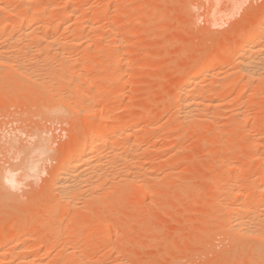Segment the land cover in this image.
I'll return each mask as SVG.
<instances>
[{
  "label": "rangeland",
  "instance_id": "rangeland-1",
  "mask_svg": "<svg viewBox=\"0 0 264 264\" xmlns=\"http://www.w3.org/2000/svg\"><path fill=\"white\" fill-rule=\"evenodd\" d=\"M3 1L4 0H0V3L5 2ZM18 1L21 2L20 0H12L13 3H9L11 7H8L6 10L7 12L0 10V15L6 17L13 10L22 9L20 5H18L20 4ZM37 1L38 0L33 3L35 4ZM43 1L45 2L46 0ZM49 1L53 3V5L51 4L52 6L56 7L57 5V7H54V9L49 5L46 12L51 9L50 7L54 10H58V8L60 9L61 7L64 9L65 6L66 8L70 6L68 8L75 7L77 9L81 20L79 19L80 21L78 20V23L75 22L76 20H73L70 24L73 26L76 25L75 28L77 30H79L78 28L82 25L78 33L82 32L83 34L84 30L81 29H86L87 24L92 23V19L96 17L94 12L99 14V12L102 11V14L105 15L101 16L102 14H99L101 17H105H99V22H97L96 19L93 20L95 28L93 25L87 27L88 29L86 31H90L92 34H90V32H84L85 34L83 35L90 38L84 37V39L82 36L84 42H81V38L79 39L82 45H80L75 38L77 40H75V43L78 42L76 46L79 47L80 45L81 47L77 49L75 45L73 48L70 47V53L72 49H75L72 51L74 52L72 54H75V52L77 54L74 56L69 53L70 56L72 55L75 58L78 56V60L81 59L80 55L82 56L85 52H88L89 56L86 53L82 56L83 59L79 61L75 60L77 61L76 64H73L75 68L71 66L73 70L70 71H75L76 69V71L81 72L80 74L83 77L89 80L91 78L90 81L95 83V89L94 87L90 88V92L86 90V83L82 84L85 93L89 96L86 98V104L90 103L91 105H88L91 106L90 108H92L94 104V99L97 101L100 100V103L101 100L105 103H111L108 104V110L104 108L105 112L103 114L105 117L103 119L106 122L102 120L103 122L108 124L112 123L111 121L114 122L119 120L127 122L130 119H136L140 117V115L147 113V110L151 112L149 113L151 115L150 120H144L139 123V125H141V130L147 129L146 132L148 133L143 132V134H139L140 137L142 136L141 140L138 138L139 136H137L142 142H140V145L143 146L144 144V147H146L145 152H148L147 154H149V156L147 155V158H145V154H143L145 159L142 158V154L140 153L141 150L139 152L141 157L138 155L141 159L139 160L138 157L136 159L140 161H137V164L139 162V164L150 166L152 169L156 168L152 170L150 167H146L148 169L150 168V172L152 171V175L154 174L153 177L156 174V178L158 177V179L156 180L154 177L155 179L151 182L152 186L149 188L151 189L149 190L151 193H144L142 198H135L131 190L123 192L127 194H119L121 197L115 196V207L113 206L112 209H108L107 214H105L106 223H104V229H106V231L97 230V221H99L98 219L103 215L91 209H86L84 212L82 210L72 218L71 216L63 215L65 214L64 212L61 214L63 208H59L54 212V217L51 216L49 219L48 216L52 215L49 213L50 210L47 211V216L45 213H42L50 209L51 207L49 206L52 204L51 202L55 200L47 191L51 175L59 166L61 159L65 156L66 147L71 144V133L74 128L77 129V131L74 130V133L75 131L79 133L84 131L83 133H85L88 125L90 126L92 120L98 116H93L94 118L88 119L86 123V121L82 119H85V116L82 115L84 113L82 112L80 115L78 114V117L81 115L83 116L79 117V123H77L78 121L72 123L67 119V115H63L64 117L62 115L61 117L57 116L56 119L50 114L48 115L45 106L42 104L40 105L38 101L14 102L12 99L1 101L0 230L2 231H0V235H2L0 236V240H2V243L8 242L6 244H10V247L15 244V242H17V237L9 241L5 233L10 230L11 227L25 225L24 227L27 233L31 232L33 235V233L37 231L35 234L39 235L40 232L43 234L42 239L36 240L34 238V241L31 243L34 251L32 249L30 253L31 257L35 259L31 264H84L72 258L83 255V253L84 256L87 257V260L89 259V264H260V260L262 261L264 255L262 251L258 252L257 247L264 244V242L254 238L244 239L238 235H227L229 238L227 236V238H225V233H221L228 225L229 220L221 218V215L224 212V204H226L229 199H232L227 198L228 200H226L225 195H223L229 187V184H236L238 182V184H234V188H239L238 190L241 189L242 191L240 192L243 193L245 188L247 192H249L247 187L250 185L251 180L254 181V179H257L258 181L259 179V183L256 184L261 186L260 189H264L262 188L264 187V76L263 78L261 77L263 82L260 79H256V81L254 80L255 83L254 81L251 83L245 81L246 78H243V81L239 80L238 83H235L232 78L234 68L230 69L233 60L231 58H225V61H227V64L226 62L225 64L227 66L224 64V69L220 68V70L223 71V75L226 74L224 77H231L232 82L226 87V91H223L224 94L221 95L218 93V95L216 92L217 96L214 92V96L215 98L217 97L216 99L218 102L214 101L213 92L210 94L213 96L210 97L214 99L215 105H213V103L210 107L204 109L208 110V113L209 111L212 113L210 112L211 114L207 115V112L204 110L200 115L205 114V117L200 116L199 118L202 117L201 120H203L207 115L210 121L211 116V122L204 119L206 121L201 124H199L200 121H198L199 126L194 125L195 127L189 125L186 121L182 122L181 119L180 122L179 119L178 121L176 119L174 120V116L175 118L178 117L176 116L178 111L176 113L175 110H178L176 104L179 103L180 98L179 96L176 98V96L174 97L171 95L173 92L172 90H174L183 75L205 66L200 62V64H196L198 66L196 69V66L192 65L193 62L201 61L208 57V59L214 58L215 62H210L209 65L212 69L217 67L214 65H217L216 61H218L220 56H223L221 50L235 43L240 33L249 26L256 24L264 15V0L75 1L78 5L73 3L74 0H68V4L65 3V0H48V2ZM80 1H82V3ZM84 1L85 3H83ZM56 3L60 4L59 7ZM72 3L74 6L71 5ZM53 11H48L49 13L47 15L44 13L45 17L47 18L49 15V18L51 17L50 19H57L56 16H58L59 18L57 21H60V10L59 13L58 11H54L55 13ZM80 22L81 24L79 25ZM82 22L84 24H86V22L89 23L84 26ZM70 24L69 27H71V29L69 32H71V35L68 34V30L64 29L67 34L66 35L64 32V37L69 36L70 39H74V35L77 38L81 36L82 34L77 35V30L76 32L74 31L76 34L73 33L72 36V29L75 28H72L73 26H70ZM77 25H79L78 28ZM91 28L93 30H91ZM100 30L103 33H101ZM62 31H60L61 34L63 33ZM96 31L98 32L95 33ZM111 33H113V35ZM60 38L62 41L61 43L66 40L62 37ZM87 39L91 41H87ZM102 41H104L107 46ZM61 43H51V45H53H50L51 48H48V51L50 49L49 52L55 51L57 48L53 46L57 44L58 47ZM33 44H36V42ZM67 46L69 51V44L60 46L65 49V53L68 52H66ZM33 47H35V45ZM110 47L114 49L115 53H110L113 52ZM52 48H55V50L53 49L52 51ZM108 53H110V55H108ZM112 55L115 57L118 56L115 63L116 66L114 63L112 64L115 69L110 66L109 68L107 67L108 64H111L109 60ZM40 56L43 57L42 55ZM40 56H38L39 62L44 60L40 58ZM36 58L37 57L31 59L33 63H35L33 60ZM89 58L92 60L89 61ZM51 59L49 58V61ZM53 60L55 59L51 61ZM103 60L106 63H104ZM75 61L73 62L75 63ZM89 62L90 64H88ZM94 62L95 64H93ZM126 64H130L128 67L129 69H127L123 75L120 74L118 80L116 79L117 81H107L110 80L108 76H106L107 80H104L106 79L104 76L106 75L105 72H107V74H111L112 72L115 73L116 69L117 71L119 69L121 70ZM104 65H106V67H104ZM200 65L202 66L199 68ZM102 66L104 68L100 70ZM68 68L70 69V67ZM70 71L69 73L72 74ZM69 73L68 75L71 76ZM77 73L79 74V72ZM99 74H103L102 77H104V79H101ZM73 75L76 74L74 73ZM234 75L237 76V74ZM176 76L178 78H176ZM110 77L111 76H109V78ZM115 83L116 86L117 83H119L118 89L115 88ZM202 83L205 85V83L207 84L208 82ZM202 83L199 84L200 87H202ZM250 84H253L251 85L253 87H251ZM100 85L103 87L102 89L105 90H101ZM199 85L197 87H199ZM216 85L219 90L221 85H219V82L216 83ZM83 89H81V92ZM116 100L121 103V106H119V104V107L115 104L113 105ZM216 103L222 106H216ZM106 105L107 104H104L103 106L106 107ZM85 108L87 109V106ZM70 110L68 111L71 112ZM43 111L45 114L42 113ZM87 111L91 113V110L87 109ZM86 112L85 115L88 116L86 118H89L90 113ZM240 112H242V116H239ZM173 113H176V115ZM72 114L77 116L74 112ZM95 119L99 122V117ZM94 120L91 123L92 127H94L93 124L96 122V120ZM189 126L192 127L190 128ZM148 127H150L149 130L151 128L154 129L148 131ZM139 131L140 130H138V132ZM142 131L139 133H142ZM37 136H39V139ZM39 144L43 145L39 147ZM144 147H142V149H144ZM147 147L149 149H147ZM24 148L27 152L24 151ZM22 149L25 153L21 151ZM145 152L143 151L142 153ZM25 154H28V156ZM254 154H256V156H253ZM139 164L138 166L140 167ZM19 165H21V167H19ZM139 167H137V170L135 168L136 173L141 170H139ZM140 173L143 174L141 171ZM12 174H15V176L10 180ZM143 175H141V177H143ZM232 179H234V182H231ZM153 182L156 184L154 183V185ZM260 189L257 186L256 189L250 191L256 194ZM246 198L248 199V197ZM249 199L248 201L250 202ZM23 202L27 204H23ZM117 202L118 204H116ZM214 202H217V207ZM251 204L253 206L252 201ZM211 205L215 208L211 207ZM260 208L263 210H260ZM260 208L259 210L260 212L262 211L263 215L264 206L262 207L261 205ZM92 211L93 213H91ZM60 216L62 218L59 219L60 222H58V226H56V220ZM41 217L45 220H40ZM71 219H73V222ZM50 220L52 222L51 224ZM66 220L68 225L71 220L69 226L64 224ZM54 221L56 222L53 223ZM79 222H81L83 226L87 223V230L92 233V236L89 235L90 237H87L82 233L84 232L83 229L81 231L78 229L80 232L78 231V235H74L77 242L80 238L79 242L81 241V243L78 244L81 245L84 242L83 245H85V243H87L83 247L84 249L85 247L88 248L83 252L82 250L84 249L82 248L81 250L80 247L78 248L79 245L76 247V245L73 244V247L72 244L66 243L69 234L77 233L75 229H77V227L80 228ZM63 225H67L65 226L67 228L64 227V229ZM71 225L73 227L77 225L75 229L73 228L75 233L69 232L73 231ZM83 226L81 225V227ZM55 228V232L51 233L50 231L52 230L53 232ZM42 229L43 231H41ZM25 232L21 235L25 234ZM80 233L81 235H79ZM28 235H30V233H28ZM71 235L69 236L71 237ZM3 236L6 237L8 241L6 239L3 240ZM52 238L55 240H52ZM231 240L233 241L230 243ZM68 250H71L70 252H75L77 255L70 257L72 258L71 261L70 258H68L69 260L65 259L66 257L64 258L62 255ZM18 251L16 250L17 253L9 251V254L6 253V257L0 256V262H2L3 259L7 260L6 258L11 262L16 261L13 257L15 256L16 259V255L19 254ZM21 254L26 256L27 252L26 254L23 252ZM88 262L85 264H88ZM26 264H30V262Z\"/></svg>",
  "mask_w": 264,
  "mask_h": 264
},
{
  "label": "bare ground",
  "instance_id": "bare-ground-1",
  "mask_svg": "<svg viewBox=\"0 0 264 264\" xmlns=\"http://www.w3.org/2000/svg\"><path fill=\"white\" fill-rule=\"evenodd\" d=\"M4 1L3 2L5 4L0 3V10L6 11L9 6L11 7L10 4L13 2H12V0H4ZM20 1L21 2L18 1V3H20L18 5H20V7L22 9L13 10L11 13L9 12L10 14L7 13L9 15H7V14L6 15L9 17H7L6 15H5L6 17H3L4 15H2V16L0 15V17H1L0 18V102L1 101H7L10 99H12V101L14 100V102L15 101L16 102H19V101H25V102L26 101H28V102L36 101L37 102L38 101V102H40V105L42 104L43 106H45V110L48 112V115L50 114L52 117H55V119L57 118V116L61 117V115L62 116L67 115V117H68L67 119H69L72 123L77 122L79 120V117H81L82 115L85 116V119L84 118H82V119H83V121H86V123H87L88 119H91L93 116L99 117V122H97V120L95 119L98 117H95V118L93 117L96 120V122L94 123L95 125L93 124L94 127L91 126V123L94 120L92 118L93 120L90 123V126L88 125L85 133H83L84 131L81 133L76 132L77 129L74 128V130H76V131L74 133V130H73V132L71 133L72 134L71 144L69 145V143H68L69 146H67L66 150H65L66 154L63 157V159H61L59 166L56 168V170L51 175V179H50L48 187H47L48 194L51 195V197H54L55 200L54 201L52 200V201L55 203L51 202L52 204H50V206H49L51 208L50 209L47 208L48 210L44 209L45 212H43L41 209L40 210L43 212L42 214L45 213V215H46V213L48 214L47 211L50 210L49 213L52 214V215H49L50 217L48 216V218L50 219L51 216L54 217V212L56 210H58L59 208H61V209L63 208L61 211V214H62V212H64L65 214H63V215L71 216L72 218L74 217V215H77V213L82 211V210L84 212V210H86V209L87 210L91 209V210H94L95 212H100L103 215V216L101 215L102 217H100V219H98L99 221H97V223H98L97 230L106 231V229H104V225H105L104 223H106L105 214H107L108 209H112L113 206L115 207V205H114L116 202V198L114 200L115 196L119 197L120 196L119 194H122L126 190H131L133 192L132 194L134 195L135 198H142V195L144 193H147V194L151 193L149 191L151 189H149V188H150V186H152L151 182L156 178V174H155V176H154L155 178H154L153 177L154 174L152 175L153 172L152 171L150 172V168H151L150 166H145L143 164H139V162H140L139 160L141 159V158H139V156L141 157V155H139L140 153L142 154V158H144L143 154H145V158H147V155L149 156V154H147L148 152H145L146 147H144V144H143V146L140 145L142 143L140 141L142 136L140 137V135H139V134H143V132H145V133H148V132H146L147 129L146 130L142 129V130H144V131H142L141 125H139V123L141 121H144V120H150L151 115L149 113H151V112H148V110H147V113L140 115V117H138L136 119H130V120L128 119L129 121H127V122H123V121L119 120V121H114V122L111 121L112 123L108 124V123H105L106 121L103 119L105 117L103 113L105 112L104 108H107V110H108L109 109L108 104H111V103H105L101 100V103H102L101 104L100 100L97 101L94 99V101H93L94 106L92 105V108H90L91 106H88V105H91L90 103L86 104V98L89 96H88V94L85 93V89H83L82 84L86 83V88H87L86 90L89 91L90 88L95 86V83L93 81H90L91 78L89 80V79L83 77L80 74L81 72L76 71V69H75V71H70V70H73L72 68L75 66V65L73 66V64H76V62H77L75 60H78L77 59L78 56H76V58L72 56V55L75 56V54H76V52H75V54H72V53H74L72 51H74L75 49L74 50L72 49V51L70 53V47L73 48L74 45L76 46V43L78 45V42L80 44V41H79L80 38L82 40L81 42H84V39L86 37H88V36L85 37L83 35V34H85L84 32L88 29L87 27L89 25L94 24L93 23L94 19H96V21L99 22L100 19H98V18L101 16H105L104 14H102L103 13L102 11L99 12V14L100 13L102 14V15L100 14L101 16L98 13L94 12L96 17H94V18L92 17L93 19L91 18L92 19L91 24H87V23L91 22V21H89L90 19L88 20L89 22H86V24H87L86 29H81V30H84L83 34H82V32L78 33V31L80 32V28H82V25H80L81 22L79 23L80 27H79V25H77V28L79 27L78 28L79 30H77L75 28L76 25L73 26L70 24L71 21L76 20L75 22H77L81 18V17H79V12L77 11V9L75 7L68 8L70 6L67 5L68 6L67 8L65 6L64 9L61 7L60 9L58 8V10H54L57 7V5H56V7L52 6L53 3H50V1L48 2V0H46L45 2L43 0L42 1L38 0L35 4L33 2H35L36 0H20ZM65 1H64L65 3L68 2V0H65ZM75 1H79V0H74L73 3H76ZM80 2L82 3V1H80ZM73 3L71 4L72 6H74ZM83 3H85V1ZM56 4H58V3H56ZM49 5H51L53 8L55 7L54 9H52V7H50L52 9V10L51 9L48 10L50 12L54 10V11H58V13H59V10H60V13H61L60 14L61 15L60 21H57V19L59 18L58 16H56L57 19L52 18L53 20L50 19L51 17L49 18V15L47 18L45 17L44 13H46V15L49 13L48 11L46 12ZM59 5L60 4H58V7H59ZM82 5H84V4H82ZM61 6H62V4H61ZM216 8H217V6H216ZM213 12H214V10H213ZM120 14H122V13H120ZM101 18H105V17H101ZM54 20H56L57 22ZM101 20H103V19H101ZM97 22H95V23H97ZM69 24H70V26H73L72 28H75V29H72V31H73L72 36H73V33L74 34L77 33V35H80V34H82V35L78 36V38L75 37V35H74L73 36L74 39H70L69 36L64 37V35L66 34L65 30H68V32H69L71 29V27H69ZM86 24H84V26ZM90 27H92V26H90ZM90 27H89V30H90ZM93 27L95 28L94 25H93ZM92 28H91V30L94 29V28L93 29ZM62 30H64V31H62ZM76 30H77V32H76ZM60 31H62L63 33L61 34ZM64 32H65V34H64ZM86 32H90V31H86ZM97 32L98 31H96L95 33H97ZM100 32H101V30H100ZM101 33H103V32H101ZM68 34L71 35V32H69ZM90 34H92V33L90 32ZM111 34L113 35V33H111ZM60 35H62V36H60ZM94 35H96V34H94ZM94 35H92V36H94ZM59 36L62 37L63 39H66V40L63 41V43H61L62 41H61V38ZM82 36H83V38L84 37L85 38L82 39ZM100 36H102V35H100ZM107 36H110V35H107ZM75 38L78 40V42H76V43H75V40H76ZM88 38H90V37H88ZM107 38H104V39H107ZM88 40L89 39H87V41ZM96 40H98V39H96ZM100 40H101V38H100ZM89 41H91V40H89ZM35 42H36V44H33ZM102 42H104V41H102ZM51 43H53V44L54 43H58V44L61 43V45H58V47L66 46L67 44H69V51H68V46L66 47V49H67L66 52L68 51L67 52L68 54L65 53V51H64L65 49H63V47L58 48L57 44H55L56 46H53V47L57 48L56 50H55V48H52V51H53V49L55 50V51H53L54 53L49 52L51 49L48 51V48H51L50 47ZM107 44H109V43H107ZM34 45H35V47H33ZM80 45H82V44H80ZM80 45H79V47L76 46V49L80 48L81 47ZM105 45H106V43H105ZM110 48H112V47H110ZM102 51H103V49H102ZM106 51H108V50H106ZM111 51H113V52H110V53H115L113 48L111 49ZM69 53L72 55L70 56ZM86 53L88 55V52H85V54ZM110 53H108V55H110ZM85 54H82V56ZM221 54L223 56H220L218 58V61H216L217 65H214V66H217V67L216 68L214 67L215 69L214 68L212 69V67L209 65L210 62H213V61L215 62L214 58L208 59L209 58L208 57L207 58L208 60L204 58L205 60L203 59L201 61L193 62L192 65L196 66V69L198 67L196 64H200V62H202L205 66L200 68L202 66V65H200L199 66L200 69L191 71L188 74L183 75L181 80L175 86L174 90H172L173 92L171 91L172 92L171 96H174V97L176 96V98H177V96H179V98H180V101L177 99L179 101V103L177 102L178 104H176L178 110H175V112L177 113V111H178V113H177V115H176V113L175 114L173 113L174 115H176L178 117L175 118V116H174V120L176 119L178 121V119H179V122H180V119H181L182 122L186 121L189 125H192L193 127H195L194 125L199 126V124L203 123L206 120H208V122H211V116H210V121H209V119H208L209 117L207 115L208 114L210 115L212 112L209 111V113H208V110H205V109H207V107H210V105H212L214 103V101H217V99H216L217 97L215 98L214 92H215V94H216V92H217V94L218 93L221 95L224 94L223 91H226V89H227L226 87L229 85V83L231 84V82H232L231 77L230 78H228L229 76L224 77L226 74L223 75V73H222L223 71L220 70V68L224 69L223 66H224L225 62L227 64V61H225L226 60L225 58H227V59L231 58L233 60V63H231V64L234 67L230 64L231 65L230 69L234 68V73L233 72H231V73H233L232 78L234 79L235 83L236 82L238 83L239 80L243 81V78H246L245 81H248L251 83L254 80L256 81V79L261 80V77L263 78V76H264V15L259 19V21L256 24H254L253 26H249L242 33H240L238 35L235 43H232L231 45L226 46L224 49H222ZM40 55H42L43 57H41ZM67 55H69V56H67ZM116 55H118V54H116ZM38 56H40V58H43L44 60L39 62ZM82 56L80 55L81 59H83ZM35 57H37L36 58L37 61L35 59V60H33L35 63H33L31 59H33ZM117 57L118 56L115 57L113 55L110 57L111 59L109 61L111 62V64L110 65L106 64L108 68H109V66L111 68L113 67L112 64L116 63ZM40 58H39V60H40ZM49 58L55 59L56 61L53 60V61H55V62H53V61H51L52 59L49 61ZM81 59H79V60H81ZM72 60L75 61V63ZM91 60L92 59H90L89 61H91ZM47 61H49V62H47ZM71 61H72V63H71ZM42 62H44V63H42ZM189 62H191V61H189ZM36 63H38V64H36ZM68 63H69V65H68ZM86 63H87V61H86ZM104 63H106V62L104 61ZM130 63H132V62H130ZM88 64H90V62ZM93 64H95V62ZM226 64H225V66H227ZM106 65H104V67H106ZM129 65L130 64L124 65L123 69H121V70L119 69L118 71L116 69V72L112 69L115 72V73L112 72L113 73V74L111 73L112 75L110 73L107 74V72H105L106 75H104V76L106 79H104V77H102V75L105 73H103L102 75L101 74H99V75L101 76V79H104V80H107L106 76H108V79H110V80H107V81H113L116 79L118 80V78L120 77V74L123 75L125 73V71L127 69H129L128 68ZM71 66H73V67L71 68ZM91 66H92V64H91ZM115 66H116V64H115ZM68 67H70V69ZM97 67H99V66H97ZM104 67L103 66L100 67V70H101V68H104ZM69 71L72 72V74L69 73ZM77 72H79V74ZM99 72H102V71H99ZM173 72H175V71H173ZM68 73L71 74V76L68 75ZM74 73L76 75H73ZM234 74H237V76H235ZM109 76H111V77L109 78ZM176 78H178V77L176 76ZM99 79H100V77H99ZM260 80H259V82H260ZM255 81H254V83H255ZM202 82H208V83L207 84L205 83V85H204V83H202ZM218 82H219V85L222 86V87L221 86L219 87V90H218V87L216 85V83H218ZM200 83L203 84V85L201 84L202 87H200V85H199ZM118 84L119 83H117V86H116V83H115V88H117V89L119 87ZM253 84H250V86ZM198 85H199V87H197ZM208 85H209V87H208ZM213 85H214V87H213ZM215 85L217 88L215 87ZM104 87H106V86H104ZM251 87H253V86H251ZM100 88H101V90H105V89H102L103 88L102 86ZM81 89L84 90L85 94L83 93V90L81 92ZM94 89H95V87H94ZM212 92H213L212 95L214 97L212 95H210ZM210 96L215 98V100L211 99L212 97H210ZM112 100H114V99H112ZM104 104H107L108 106L106 105V107H105V106H103ZM114 104L116 106H118V104H119V106H121L120 105L121 103L119 101L117 102V100L115 103H113V105ZM213 105H215V103ZM86 106H87V109L91 110V113L89 111H87V109L85 108ZM216 106H222V105H220L219 103L218 104L216 103ZM213 108H214V106H213ZM215 108H217V107H215ZM67 109L68 110L71 109L70 110L71 112H69ZM204 110L207 112L206 118H204L206 120H204V119L201 120V118L203 116L205 117V114L200 115V113L202 111L204 112ZM72 111L75 114H77V116H74L72 114L73 113ZM86 111L88 113H90L89 118H86V117H88L87 115H85ZM68 112H69V114H68ZM82 112L84 114H82L81 116L78 117V114L80 115V113H82ZM42 113H44V111ZM241 114H242V112H240L239 116ZM200 116H202V117L199 118ZM106 118H109V117H106ZM102 120H104L105 122H103ZM198 121H200L199 124H198ZM77 123H79V121ZM86 123H85V125H86ZM205 126H206V124H205ZM149 128L150 127H148V131H151L154 129V128H151L149 130ZM138 130H140L139 132L142 131V133H139ZM39 136H40V134H39ZM39 136H37L38 139H39ZM137 136H139L138 138H140V140L137 138ZM217 139H219V138H217ZM119 142H121V143H119ZM41 145H43V144H39V147H41ZM36 147H38V146H36ZM142 147H144V149H142ZM147 149H149V148L147 147ZM235 149H236V147H235ZM33 150H35V149H33ZM21 151L24 152L26 150L24 148V151H23V149ZM143 151L145 153H142ZM18 154H16V155L19 156L20 154L19 155ZM25 155L28 156V154H25ZM253 156H256V154H254ZM25 157H24V159H25ZM137 157L139 160L136 159ZM137 161H139L138 164L140 165V167L138 166ZM142 166H145V167H142ZM19 167H21V165H19ZM34 167H36V166H34ZM34 167H33V169H34ZM137 167H139V170L141 169L140 171L143 172L144 175L141 174L140 171L136 173L135 168L137 170ZM146 167H150V168L148 169ZM24 169H25V167H24ZM30 169H31V167H30ZM153 169H156V168H153ZM13 173H16V172H13ZM162 174H165V173H162ZM167 174H168V172H167ZM9 175H10V173H9ZM141 175H143V177H141ZM14 176H15V174H12V177L10 180H12ZM140 177L143 179H141ZM7 179H9V178H7ZM157 179H158V177L156 178V180ZM232 181L234 182V179H232L231 182ZM251 181H250V185L247 187L249 189L248 191L251 193L247 192V189L245 187H244L245 191H244V189H243V191L247 192V193H244V192L241 193L240 192V191H242L241 189L238 190L239 188H236V187L234 188L235 183L234 184L228 183L229 187L227 186L228 188L226 189V191L224 192L223 195H225L226 200H228L227 198H232V199H229L226 204H224V202H223L225 207H224V212L221 215V218L229 220L228 225L225 224L227 226L225 227L224 231H222V233H221V234H223V232L225 233L224 234L225 238H227L230 235H238L244 239L254 238V239H258V240L264 242V211H263V215H262V211L260 212V210H263L262 208H260V206L261 205H262V207L264 206V189H260L261 186L256 184V183H259L258 182L259 179H258V181H257V179H254V181H252V182ZM7 182H9V181H7ZM154 183L155 182H153V184ZM236 184H238V182ZM5 185H6V182H5ZM257 186L259 187L260 190L257 192L258 194L257 193L254 194V192H252V191H253V189H256ZM262 188H264V187H262ZM236 189H237V191H236ZM6 190H7V188H6ZM250 190H252V191H250ZM127 192H129V191H127ZM124 194H127V193H123V195ZM246 197H248V199L250 198L249 199L250 202L248 201V199ZM117 201H118V198H117ZM214 201H215V199H214ZM251 201L253 203V206L251 204ZM25 203L26 202H23V204H25ZM216 203H215V206H216ZM116 204H118V202ZM48 205H49V203H48ZM48 205H46V206H48ZM211 207H213V205H211ZM213 208H215V207H213ZM259 208H260V210H259ZM41 211H39V212H41ZM104 212H106V213H104ZM91 213H93V211ZM212 214H211V216H212ZM45 215H44V217H45ZM61 216L59 218H57V220H56L57 225L56 226H58V222H60L59 219L62 218ZM40 220L44 221L45 219L41 217ZM71 220L73 222V219H71ZM56 221H54L53 223H55ZM70 221H69V225H70ZM51 223L52 222L50 220V224ZM64 224L68 225L67 220H66V223L64 222ZM79 224H80V228H78L77 225L75 227H73L71 225L72 230H73V228L75 229L77 227V229H75V231H77V233H75L74 230L69 231V232H74L75 234H73V233H71L72 235L69 234V235H71V237L68 235L67 236L68 240H66L67 242L66 241L65 242L69 243L70 245L72 244V246L74 244V245H76V247H77V245H79L78 248L80 247V249L82 250V248L84 249L83 246H85L87 243H85V245H83L84 242L81 245L78 244V243H81V241L79 242L80 236L78 237L79 240L77 242V240L75 239L76 237L74 235H76V234L78 235V231L79 230L81 231L82 229L84 231L82 233L85 234V236H87V237L92 236V233H90V231L87 230V228H88L87 223L84 226H83V224H81V222H79ZM79 224H78V226H79ZM89 224H90V221H89ZM10 225H12V224H10ZM53 225H55V224H53ZM60 225H61V223H60ZM67 225H65V226H67ZM81 225L83 227H81ZM24 226L25 225H23V226L20 225L17 227H11V229L5 233V235L9 239V241H10V239L17 237V242H15V244H13V245L11 244L12 245L11 247L9 246L10 244H6L8 242L2 243V240H0L1 241L0 242V256L6 257V253L9 254V251L16 252V250L17 251L19 250L18 251L19 254H17V255L15 254L16 259H15V256L13 257L14 260H16V261L11 262L8 260V258H6L7 260L3 259L4 261L2 260V262H0V264H26L27 262H30V264H31V262L35 261V259H33L31 257V253H30V251L32 249L34 251V248H33L31 243H32V241H34V238L36 240H38L40 238L42 239L43 234H41L40 231H39L40 232L39 235L35 234L37 232V231H35V233H33V235L31 234V232H28V233H30V235H28L27 230H25ZM39 226H41V225H39ZM56 226H54V227H56ZM65 226L63 225V228ZM106 227H107V225H106ZM38 228H40V227H38ZM65 228H67V227H65ZM220 229H222V228H220ZM23 230H25L26 232ZM54 230H56V228L53 229V232H52V230L50 232L54 233L55 232ZM0 231H2V230H0ZM41 231H43V229ZM23 232H25V234L21 235ZM50 232H49V234H50ZM47 235H48V233H47ZM79 235H81V233ZM49 237H51V236H49ZM55 238H56V236H55ZM5 239H6V237L3 238V240H5ZM52 240H55V239L52 238ZM232 241L233 240H231L230 243ZM256 243H258V242H256ZM235 244H236V242H235ZM87 248L88 247H85V249L82 250V252L85 251ZM257 250H258V252L262 251L263 255H264V244H261L259 247H257ZM68 251H66L62 254L64 258L66 257L65 259H68L72 256H77L75 252H70L71 250L69 252ZM20 252L21 253L23 252L25 254L27 252V254L25 256V255L21 254ZM77 254H82V253H77ZM80 256H77L78 259H77V257L76 258L72 257V258H74V260L76 259L75 261L78 260L77 262H79V263L85 264L86 262H88L89 259L87 260V257L84 256V253H83V255H80ZM2 257H1V259H2ZM72 258H70V261ZM261 262H262V264H264V256H263L262 261L260 260V264H261ZM88 264H89V262H88ZM124 264H127V263H124Z\"/></svg>",
  "mask_w": 264,
  "mask_h": 264
}]
</instances>
